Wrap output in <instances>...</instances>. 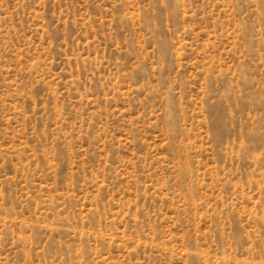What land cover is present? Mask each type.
Returning a JSON list of instances; mask_svg holds the SVG:
<instances>
[{
  "label": "rangeland",
  "instance_id": "rangeland-1",
  "mask_svg": "<svg viewBox=\"0 0 264 264\" xmlns=\"http://www.w3.org/2000/svg\"><path fill=\"white\" fill-rule=\"evenodd\" d=\"M0 264H264V0H0Z\"/></svg>",
  "mask_w": 264,
  "mask_h": 264
}]
</instances>
